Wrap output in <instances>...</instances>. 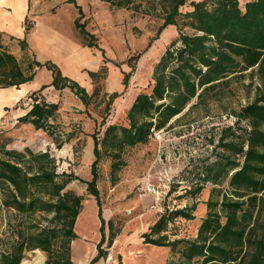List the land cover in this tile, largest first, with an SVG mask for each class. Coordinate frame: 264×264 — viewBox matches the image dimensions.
Instances as JSON below:
<instances>
[{
    "label": "trees",
    "instance_id": "obj_1",
    "mask_svg": "<svg viewBox=\"0 0 264 264\" xmlns=\"http://www.w3.org/2000/svg\"><path fill=\"white\" fill-rule=\"evenodd\" d=\"M100 1L118 8L131 4V0ZM186 2L172 0L163 24L144 49V53L148 51L167 27L176 28L177 39L167 46L153 68L151 91L138 94L131 103L126 114L127 126L109 125L101 138L96 133L91 136V180L82 183L98 208L100 240L96 255L88 264L106 259L107 252L102 248L105 239L106 247L110 248L120 232L101 217L97 182L102 156L111 159L113 177L124 166L121 155L125 150L144 146L154 133L172 129L192 101L196 103L188 111L219 87L227 85L230 79L245 73L259 80L255 99L236 114V128L223 130L214 147L223 152L217 154L216 160L194 169V176L191 175L193 171L187 174L197 181L192 182L181 197L189 195L195 199L206 185L212 187L206 202L207 213L196 238L170 241L164 234L176 219L192 221L194 205L165 211L141 238L145 245L169 249L171 257L165 264H264V217L261 218L264 211V0H252L243 8L238 0H202L192 2V10L181 14L179 9ZM67 3L78 11L73 27L83 46L98 49L103 55L95 36L81 23L84 18L81 9L74 0H67ZM180 24L193 33L183 34ZM29 30L26 19L24 34ZM2 38L0 34V90H18L31 83L42 68L52 75L50 85L26 95L29 103L24 105L25 109H20L22 114L17 116L15 125L41 131L56 150H61L72 136L63 137L53 123L58 104L47 100L44 92L49 88L59 93L68 90L83 106H88L90 99L97 95V89L89 96L77 83L62 77L55 65L37 62L28 54L25 40L17 42L23 53L19 58L8 44L2 43ZM141 55L138 53L127 59L125 64L130 72L123 73L124 88ZM104 72V68L98 73L88 72L92 84ZM116 97L115 94L109 96L106 106L109 107ZM242 122L246 123L243 131L238 128ZM1 134L5 139L0 140V203L21 221L11 248L0 251V264H21L25 253L32 251L45 254L44 264H74L71 243L77 239L74 228L84 200L67 190V186L79 179L72 174H59L56 160L48 151L9 150L11 140L4 130H0ZM226 181L227 190L223 191L221 185ZM36 215H51L49 223L53 228L45 230L31 222ZM174 256H178L176 262H173Z\"/></svg>",
    "mask_w": 264,
    "mask_h": 264
},
{
    "label": "rangeland",
    "instance_id": "obj_2",
    "mask_svg": "<svg viewBox=\"0 0 264 264\" xmlns=\"http://www.w3.org/2000/svg\"><path fill=\"white\" fill-rule=\"evenodd\" d=\"M200 1L187 0L179 11L181 14L190 12V4ZM238 1L240 8H243L252 0ZM76 3L83 11L81 23L97 39L111 70L105 68V72L88 90L87 94L91 96L93 90L97 89V95L90 99L88 106H83L69 91L56 94L59 110L53 123L59 127L63 137L71 135L72 138L61 150H56L41 131L15 125L17 116L22 114L20 109H25L24 105L29 101L24 91L14 89L0 90V130H4L11 140L7 147L9 150L23 152L29 149L33 153L48 151L56 160L59 174H72L79 179L67 186V190L84 200L76 230L74 228L77 239L71 243V258L75 252L74 259L79 260L73 259V262L78 264L83 261L81 257L85 251L89 250L88 264L96 255V245L100 240L98 208L82 183L91 180V136L96 133L101 138L104 128L109 125L127 126L126 114L131 103L138 94L151 91L153 68L167 46L177 39L178 32L175 27H167L144 53L148 42L163 24L172 0H131V4L125 8L113 7L100 0H76ZM65 4L66 0H31L32 7L38 11L36 20L40 27L53 20L49 15L57 12L59 26L64 31L70 27L71 16L70 11L64 10ZM180 27L183 34L193 33L189 27L181 24ZM1 41L11 49L14 47L13 41L6 37ZM138 53L142 55L127 88H124L123 73L130 72L125 63ZM229 82L188 111L196 103L192 101L177 123H173L172 129L154 133L144 146L125 150L121 155L124 166L113 177L111 159L102 156L98 164L97 182L101 217L106 223L110 221L114 230L120 229V232L110 248L106 247L105 239L102 248L106 250L107 257L94 264H165L167 258L171 257L169 249L145 245L141 237L167 210L194 205L192 221L176 219L168 225L164 234L170 241L196 238L198 227L207 213L206 202L212 187L206 185L195 199L189 195L181 197L191 187V183L197 181L187 174L213 163L217 154L223 152L221 148L214 149L219 137L223 130L236 128V114L253 102L259 86L257 76H250L249 73L236 75ZM113 94L117 97L107 107L108 97ZM238 126L243 131L246 123L242 122ZM241 131L239 133L244 135ZM4 139L1 134L0 140ZM194 174L193 171L191 175ZM221 190H227V181L221 185ZM50 218L51 215H36L31 222L42 229L51 230L54 225L49 223ZM20 221V217L0 203V251L11 248ZM105 234L108 235L107 229ZM77 253H80L79 257ZM45 259V254L40 251L27 252L21 264H33L37 260L44 264ZM177 259L178 256H174L173 262Z\"/></svg>",
    "mask_w": 264,
    "mask_h": 264
},
{
    "label": "crops",
    "instance_id": "obj_3",
    "mask_svg": "<svg viewBox=\"0 0 264 264\" xmlns=\"http://www.w3.org/2000/svg\"><path fill=\"white\" fill-rule=\"evenodd\" d=\"M74 3L79 7L76 0H74ZM64 10L71 12L69 18L70 27H68L66 31L59 26V14H57V12L51 15L48 14L53 20L44 23L40 27V23L38 24L36 20L38 11L36 8L32 7L31 0H0V34L2 37L12 39L14 47L11 51L14 55L19 58L23 55L17 46V42L25 40L28 54L32 55L37 62L41 64L49 62L55 65L62 77L77 83L88 93V90L92 88V81L88 76V72L98 73L102 68L111 70L110 64L107 63L108 58L104 51L102 55L98 49L83 46L81 39L78 37L73 27L74 21L79 16L74 5L68 4L66 0ZM26 19L30 24V30L27 34H24ZM51 82V73L45 68H42L36 72L33 81L29 84L20 86L18 92L24 91L25 96L30 92L38 90L43 85H50ZM65 91L68 90L62 92L64 93ZM56 94L60 93L55 92L51 88L44 92L47 100L51 102H56ZM53 97L54 99H52ZM77 220L75 223V230L77 228ZM71 253L73 255V250ZM90 254L91 252H89V250L85 251L84 256L81 257L83 258V261H81L82 264L88 262ZM75 255L76 253L74 252V256ZM74 256H72V262ZM77 257H79L78 253Z\"/></svg>",
    "mask_w": 264,
    "mask_h": 264
},
{
    "label": "bare ground",
    "instance_id": "obj_4",
    "mask_svg": "<svg viewBox=\"0 0 264 264\" xmlns=\"http://www.w3.org/2000/svg\"><path fill=\"white\" fill-rule=\"evenodd\" d=\"M78 256H80V253L78 254ZM79 260V259H78ZM35 262V261H34ZM33 264H41L38 260L35 262V263H33ZM78 264H82L81 263V261L78 263Z\"/></svg>",
    "mask_w": 264,
    "mask_h": 264
}]
</instances>
